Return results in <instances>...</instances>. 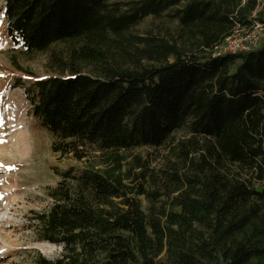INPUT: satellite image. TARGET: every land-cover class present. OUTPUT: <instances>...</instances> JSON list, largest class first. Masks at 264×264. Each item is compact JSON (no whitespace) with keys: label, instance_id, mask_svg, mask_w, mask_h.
Segmentation results:
<instances>
[{"label":"trees","instance_id":"obj_1","mask_svg":"<svg viewBox=\"0 0 264 264\" xmlns=\"http://www.w3.org/2000/svg\"><path fill=\"white\" fill-rule=\"evenodd\" d=\"M109 1L6 0L3 10L7 39L28 54L79 44L62 63L69 75L37 81L27 99L57 155L107 166L63 174L50 210L34 216L41 240L63 250L34 264H264V38L250 52L216 54L238 27L253 26L258 1L134 0L126 10ZM169 11L191 48L134 37L153 63L113 62L110 36L124 42ZM185 127L193 139L174 148L167 193L146 191L140 161L139 174L124 172L119 152L162 147Z\"/></svg>","mask_w":264,"mask_h":264},{"label":"rangeland","instance_id":"obj_2","mask_svg":"<svg viewBox=\"0 0 264 264\" xmlns=\"http://www.w3.org/2000/svg\"><path fill=\"white\" fill-rule=\"evenodd\" d=\"M131 1L134 0H110L109 3L120 4L126 10V4ZM257 1V17L264 19V0ZM5 4L6 0H0L2 23ZM173 14L174 11H169L160 18H145L128 31L124 42L110 36L113 62L125 68H135L137 59L144 65L153 63L138 52L137 48L142 49L144 45L134 37L155 39L154 46L167 41L182 48H191L186 30L173 20ZM78 48L79 44L74 42L57 43L45 52L28 54L23 47L12 45L0 24V264H34L38 255L49 260L59 258L63 246L41 240L39 223L34 216L50 210L54 203L51 191L66 179L63 174L69 169L79 176L85 168H107L98 156L78 162L57 155L53 150L56 137L33 119V109L27 99L26 89L37 81L69 75L62 63L69 62V55ZM82 68L88 74L97 71L87 64H82ZM23 137L28 142L27 151L22 154L20 142ZM190 139L193 135L185 127L176 132L173 141L162 147L144 146L121 151L119 153L126 158L124 172L132 170L139 174L141 169L136 167L140 161L150 170L145 182L146 191L167 193L165 186L170 183L164 176L175 173L172 171L177 162L174 148ZM198 141L201 142L199 138ZM72 182L75 184L74 180ZM141 182L143 180H130L136 187ZM139 199L147 211L150 206L147 195Z\"/></svg>","mask_w":264,"mask_h":264},{"label":"built area","instance_id":"obj_3","mask_svg":"<svg viewBox=\"0 0 264 264\" xmlns=\"http://www.w3.org/2000/svg\"><path fill=\"white\" fill-rule=\"evenodd\" d=\"M253 26L250 29L238 27L225 42L216 49L217 55L238 54L250 52L258 48L264 38V24L253 16Z\"/></svg>","mask_w":264,"mask_h":264},{"label":"bare ground","instance_id":"obj_4","mask_svg":"<svg viewBox=\"0 0 264 264\" xmlns=\"http://www.w3.org/2000/svg\"><path fill=\"white\" fill-rule=\"evenodd\" d=\"M0 24H2V21H0ZM27 142H28V140L26 139V137H23L22 140H21V142H20V146H21L20 147V152L22 154L27 151V147H26Z\"/></svg>","mask_w":264,"mask_h":264},{"label":"snow or ice","instance_id":"obj_5","mask_svg":"<svg viewBox=\"0 0 264 264\" xmlns=\"http://www.w3.org/2000/svg\"><path fill=\"white\" fill-rule=\"evenodd\" d=\"M0 167H2V165H0Z\"/></svg>","mask_w":264,"mask_h":264}]
</instances>
